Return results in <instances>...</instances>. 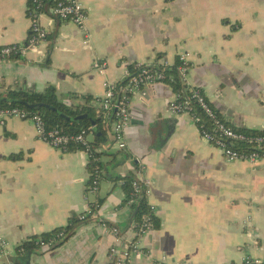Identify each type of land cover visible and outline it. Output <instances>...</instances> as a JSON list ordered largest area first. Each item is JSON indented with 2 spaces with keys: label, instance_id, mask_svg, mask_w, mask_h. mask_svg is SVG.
Instances as JSON below:
<instances>
[{
  "label": "crops",
  "instance_id": "obj_1",
  "mask_svg": "<svg viewBox=\"0 0 264 264\" xmlns=\"http://www.w3.org/2000/svg\"><path fill=\"white\" fill-rule=\"evenodd\" d=\"M82 2L86 31L40 15L48 38L25 57L0 63L1 92L54 87L61 102L84 106L82 97H102L104 82H120L130 65L173 64L189 52V83L232 128L264 131V0ZM30 6V0H0V46L26 42ZM97 58L108 63L105 76L93 70ZM174 94L159 84L133 96L128 147L119 151L104 135L97 147L104 174L94 193H87V153L51 148L29 121L0 124V236L16 250L78 220L63 244L17 253L14 264H109L115 244L110 228L119 229L122 245L136 238L124 184L136 178L138 158L160 227L144 238V254L131 264H243L247 256L264 261V160L228 162L189 115L177 118L174 135L162 145L158 138L167 128L161 123L172 118ZM90 106L98 115L94 100ZM89 205L99 206L98 220L83 222L79 217Z\"/></svg>",
  "mask_w": 264,
  "mask_h": 264
},
{
  "label": "built area",
  "instance_id": "obj_2",
  "mask_svg": "<svg viewBox=\"0 0 264 264\" xmlns=\"http://www.w3.org/2000/svg\"><path fill=\"white\" fill-rule=\"evenodd\" d=\"M42 13L49 14L63 23H73L86 31L88 12L82 0H31V26L28 39L23 43L0 46V63L25 57L29 50H35L48 38V30L39 20ZM190 61L191 53L183 52L177 56L173 64L137 62L127 67L120 82H104V94L100 98H95L94 103L100 123L106 134L112 137L114 147L119 151H124L128 147L126 131L130 127L133 96L150 86L159 84L171 86L169 83H174V78L167 72L175 66L181 90L174 91V97L168 104L170 116L176 118L191 116L199 128L202 139L221 150L228 162L255 164L263 161L264 134L253 135L232 128L209 103L202 90L189 83ZM107 68L108 63L103 59L97 58L93 63V70L100 76H105ZM13 118L29 121L35 129L37 138L55 150L66 153L73 146L81 147V150L89 156L90 164L93 146L89 136L93 135V126L77 134H66L60 129L49 128L40 114L31 113L23 108L0 109L1 125H5ZM203 118L207 120L206 123L203 122ZM137 163L139 167L135 169L136 178L132 181V190L124 199V204L131 209H134L141 199H149L152 196V189L142 176L145 166L140 158L137 159ZM103 174V171L97 167L89 170L87 193H94L99 189ZM149 207L150 213L143 217L141 226L136 229L135 240L126 242V247L122 245L119 229L117 227L109 229V233L115 238V244L108 252L109 264H131L134 255L144 254L142 241L155 231L154 216L156 217L157 213L156 206L149 204ZM98 208V205H89L79 219L83 222L98 220ZM63 239L64 233L61 232L48 240L38 238L35 244L40 249L52 250ZM254 243L257 244L256 241ZM24 252L26 248L23 245L13 250L11 244L0 236V261L3 264H14L11 259L17 253ZM243 264H264V261L247 256L243 259Z\"/></svg>",
  "mask_w": 264,
  "mask_h": 264
},
{
  "label": "trees",
  "instance_id": "obj_3",
  "mask_svg": "<svg viewBox=\"0 0 264 264\" xmlns=\"http://www.w3.org/2000/svg\"><path fill=\"white\" fill-rule=\"evenodd\" d=\"M31 5V0H30ZM31 7V6H30ZM178 62H176V65ZM168 75H171L174 78V83H169L174 91L181 90L180 82L178 81L177 70L174 66L169 72ZM85 101V105L81 106H68L65 103L61 102L57 91L54 87H48L44 93H37V92H27V91H18V90H6L4 92L0 91V109L4 108H23L31 113L40 114L45 121L49 128H57L60 129L63 133L66 134H77L80 133L82 130H89L92 126L90 120L85 119L80 121L79 123L70 122L65 120L59 114L62 113L68 117H78L81 115H89L95 118H98L96 115L95 109L90 106V103L94 100L93 97L87 96L82 97ZM45 104L53 107L56 111H52L49 108H41L39 111L33 110L31 106ZM203 122H207L205 118H203ZM93 133L95 134V141L92 143L93 152L91 153V162L89 164V170L93 167H97L100 170L104 171L105 165L100 161L101 153L96 151L97 147L100 146V135H106L104 128L100 123V119L98 118V122L96 127L93 129ZM253 135H262L264 131H253L250 133ZM76 148L82 149L79 146H73L70 148L69 151L75 150ZM10 159H20L19 155H12ZM103 177V176H102ZM124 188L126 194H128L132 190V182L127 181L124 184ZM150 213V207L146 198H143L139 201L138 204L134 206V217L137 222L136 229L141 226L143 217ZM78 220H72L71 224L65 228H59L54 230L52 233L44 234L40 237L33 238L31 242H27L24 244L26 250H34L36 247L35 241L38 238H42L43 240H48L53 235L63 232L64 239L61 243H59L56 247L63 244L67 239H69L74 232ZM155 222V230L160 227L159 221L154 216Z\"/></svg>",
  "mask_w": 264,
  "mask_h": 264
},
{
  "label": "water",
  "instance_id": "obj_4",
  "mask_svg": "<svg viewBox=\"0 0 264 264\" xmlns=\"http://www.w3.org/2000/svg\"><path fill=\"white\" fill-rule=\"evenodd\" d=\"M31 108L33 110H36V111H39L41 108H49L52 111H56L53 107H51L49 105H45V104L33 105V106H31ZM59 115L61 117H63L65 120L70 121V122H75V123H79L82 120L88 119V120H90L91 125L93 127H96L97 122H98V118H95V117H92V116H89V115H81V116H78V117H68V116H65L62 113H60ZM178 122L179 121H178V119L176 117L167 118V119L163 120V122L161 124H164V126L167 129H166V131H164L165 134L162 137L160 135L159 138H158L162 145L166 144L167 141L170 140V138L174 135L175 127L178 124ZM100 139H101L102 143L106 142V138H105L104 135H100ZM123 246L126 247V244H124Z\"/></svg>",
  "mask_w": 264,
  "mask_h": 264
}]
</instances>
